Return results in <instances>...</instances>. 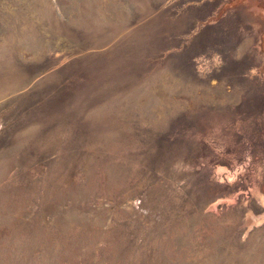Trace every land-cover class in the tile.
I'll return each instance as SVG.
<instances>
[{
	"label": "rangeland",
	"instance_id": "1",
	"mask_svg": "<svg viewBox=\"0 0 264 264\" xmlns=\"http://www.w3.org/2000/svg\"><path fill=\"white\" fill-rule=\"evenodd\" d=\"M0 264H264V0H0Z\"/></svg>",
	"mask_w": 264,
	"mask_h": 264
}]
</instances>
